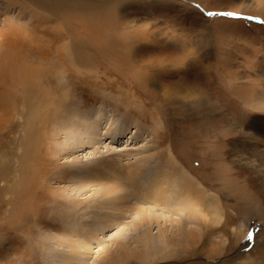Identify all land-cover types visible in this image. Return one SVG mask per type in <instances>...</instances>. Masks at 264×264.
Listing matches in <instances>:
<instances>
[{"label": "rangeland", "instance_id": "rangeland-1", "mask_svg": "<svg viewBox=\"0 0 264 264\" xmlns=\"http://www.w3.org/2000/svg\"><path fill=\"white\" fill-rule=\"evenodd\" d=\"M78 59L112 89L69 72L65 89ZM10 61L52 83L25 108L19 82L16 111L0 86V264H62L81 244V264H264V0H0L6 83ZM137 169L193 179L206 222L137 194ZM116 191L129 209L104 202Z\"/></svg>", "mask_w": 264, "mask_h": 264}, {"label": "bare ground", "instance_id": "bare-ground-1", "mask_svg": "<svg viewBox=\"0 0 264 264\" xmlns=\"http://www.w3.org/2000/svg\"><path fill=\"white\" fill-rule=\"evenodd\" d=\"M67 53L70 54V56H69L70 60L74 58L72 56L70 50H69V47H67ZM72 61H71V63L75 64L74 70H72V71L69 70L67 68V66H65L64 63L60 64L61 70L64 71L65 75H62V72L60 75H58V74L56 75L57 80L59 82H62V81L64 82L66 79L67 83L70 84L71 81L73 80V77H71V74H73L72 76L76 77L78 83H80V84L82 83L85 85L91 84L92 85L91 87L94 89L93 90L94 93H96L100 89L102 90V92L107 93L108 89H110L112 87V86H109L110 85V84H108L109 82L103 81L102 76L107 78V74L100 71L101 70L100 68H97L98 72H96L95 74H92V72H89V71L88 72L82 71L83 70L82 68H84V67L81 65L80 59L77 60V61H79L80 64L77 63V61L76 62H72ZM16 63L17 62H12V61L6 62V65L9 66V72H10V76H11L10 80H8L9 83H6V80H2V81L0 80V86L1 87L4 86V88L5 87L9 88L10 91H12L11 92V98H12L11 104H12L13 109L15 111H16V106L19 104L18 96L20 95V94H18V96L16 95L17 93H15V90H16L15 88L18 87L19 82L21 83L23 80H25L23 85H22L23 93L21 94L23 96V98H22L24 101L23 106L25 108L29 102V100H28L29 95H31L32 90H33V86H34L33 83L39 82L38 87L40 89H42V91L46 92L47 95L49 93V88H50L48 86H50L51 85L50 83H52L51 79H48V78L47 79L49 80V82L47 81L48 82L47 85H43L45 83V82L43 83V80H44L43 78H39V79H37L36 82H34L33 77H32L33 74H31V72H32L31 69L33 68V66H30V67L26 66L25 67L24 65H22V68H21L20 66H17L18 64H16ZM68 72L70 73V75H68V76H69V79L71 81L66 77V74H68ZM87 73L91 74V75L88 76ZM109 80H110V78H109ZM66 81L63 84L65 89L69 85V84L68 85L66 84ZM110 83H113V82H110ZM117 86H119V87H117L118 91L120 93H122V91H123L122 89H124V88H122L123 86L121 87L119 84ZM97 93H99V92H97ZM105 94H104V96L106 97ZM1 95H3V94H1ZM108 95L109 96L106 98L113 97V96H111V95H113L112 93H110ZM44 97H45V95H44ZM49 97L52 98V97H55V95L49 96ZM66 97H68L67 94H66ZM114 98H115V96H114ZM50 100H52V99H50ZM52 102H54V101H52ZM55 102H56V100H55ZM118 103H120L119 100H118ZM124 103H125V101L123 102V104ZM1 105H2V103H1ZM87 118H88V116L85 119H87ZM256 154H258V153H256ZM114 167L112 168L110 166L109 169L107 168L108 169L107 172L114 173V174H117L120 176L121 174L118 172L117 168H114ZM107 174L109 175V173H107ZM169 176L170 175L168 172H162L161 169L160 170L158 169V170H155L152 175H150L149 177H146L143 174V171L137 169V171L135 173H133V174L131 173L130 181H131V184H132V187L134 188V190L136 189L137 194L143 193V197L150 199L151 201L155 202L158 205L164 206L166 209H168L171 213H173L179 219H182V217H184L188 221H192L195 224L200 223V222H202V223L206 222L207 216L202 210L203 209L202 202L205 201V197H206V194L203 192L204 190L202 188H200V186H197L196 182L193 179L191 180L190 183H189V180L186 182V177L184 174L179 178L174 177V180L172 182H169V180L167 179ZM148 178H151V179H148ZM110 179H111V177H110ZM121 193H123V192H121ZM121 193L118 191L113 192V194H110V192L105 193V195L103 196L104 202L108 201V203H109V204L107 203L108 205H114V203H117V201L120 198H122V199H124L123 206L125 207V208H123V210L129 209L130 205L126 201V200H128V198L125 196L126 194H124V196L121 197ZM144 222H147L146 223L147 226H151V225H154V223L159 224L160 220H159V218H155L152 215L142 213L139 216V223L143 224ZM143 226H145V225L143 224L142 227ZM174 234L175 233H172V235H174ZM186 234H187L186 236H189L188 232ZM165 236H166L165 232H163L161 229H159V241L160 242L164 238L166 240H168V237H165ZM91 239H93V237ZM152 240H154L153 236L151 235V237H149L146 234L144 236V238L141 237V240L139 241L138 245H140V247H143L144 249H147L148 245L150 243H152ZM163 243L167 249H170V248L172 249L173 244L171 243L170 240L163 242ZM87 245L88 244H81L77 247V249H72L73 251L70 253H62V251H60L59 252L60 257H61V259L64 260L62 264H81L82 260H85V257L87 255V249H88ZM186 245H188V244H186ZM137 248H139V247H137ZM130 252H131V255L133 257H135L136 259H138L142 263L145 262V258L143 256V253L139 252L138 249L135 248L133 250H130ZM125 258L126 259L129 258L128 254H126L124 256V260H125ZM150 259H152V260H150L149 263L151 261L157 260V257H154V258L151 257ZM146 261H148V258H146ZM116 262L114 261L115 264H118Z\"/></svg>", "mask_w": 264, "mask_h": 264}]
</instances>
